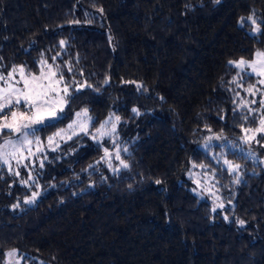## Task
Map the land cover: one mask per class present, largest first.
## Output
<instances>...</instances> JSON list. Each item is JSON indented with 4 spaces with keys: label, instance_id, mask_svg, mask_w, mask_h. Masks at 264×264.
I'll return each instance as SVG.
<instances>
[{
    "label": "trees",
    "instance_id": "1",
    "mask_svg": "<svg viewBox=\"0 0 264 264\" xmlns=\"http://www.w3.org/2000/svg\"><path fill=\"white\" fill-rule=\"evenodd\" d=\"M258 52L264 0H0V73L68 88L35 140L118 121L0 162V264H264V90L235 65Z\"/></svg>",
    "mask_w": 264,
    "mask_h": 264
},
{
    "label": "rangeland",
    "instance_id": "2",
    "mask_svg": "<svg viewBox=\"0 0 264 264\" xmlns=\"http://www.w3.org/2000/svg\"><path fill=\"white\" fill-rule=\"evenodd\" d=\"M235 65L256 75L264 90V52L256 53L250 60L240 59ZM67 93L68 88L57 73L48 67H43L37 74L28 73L22 68H12L6 73H0V113L21 103L27 106L25 110H14L11 115L0 119V162L18 172L19 167L27 165V161L35 162L36 156L39 157L43 150L54 149L62 140L66 141L78 134H90L99 141L115 138L118 126L116 118H111L99 129L91 132V119L86 112H81L66 128L56 133L48 147L38 143L31 135L34 127L58 115ZM262 102L263 106L264 95ZM4 131H11L13 135L3 139ZM259 131L264 132V117L261 127L251 131L250 136L253 138ZM200 177L196 179L201 183ZM201 186L204 187V196L209 193L215 196V186L210 178H206ZM2 264H22V258L17 250L10 249Z\"/></svg>",
    "mask_w": 264,
    "mask_h": 264
}]
</instances>
